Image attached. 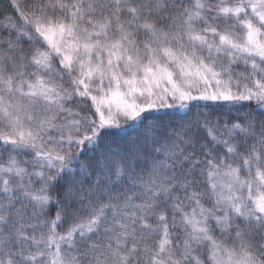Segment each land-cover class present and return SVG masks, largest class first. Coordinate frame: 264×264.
I'll return each instance as SVG.
<instances>
[{
    "label": "snow or ice",
    "instance_id": "1",
    "mask_svg": "<svg viewBox=\"0 0 264 264\" xmlns=\"http://www.w3.org/2000/svg\"><path fill=\"white\" fill-rule=\"evenodd\" d=\"M0 264H264V0H7Z\"/></svg>",
    "mask_w": 264,
    "mask_h": 264
},
{
    "label": "trees",
    "instance_id": "2",
    "mask_svg": "<svg viewBox=\"0 0 264 264\" xmlns=\"http://www.w3.org/2000/svg\"><path fill=\"white\" fill-rule=\"evenodd\" d=\"M0 13L13 14L8 6L7 0H0Z\"/></svg>",
    "mask_w": 264,
    "mask_h": 264
}]
</instances>
